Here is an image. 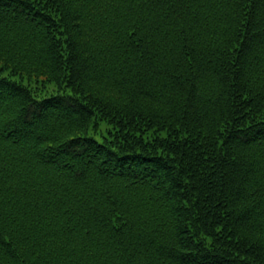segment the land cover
<instances>
[{
	"label": "trees",
	"instance_id": "obj_1",
	"mask_svg": "<svg viewBox=\"0 0 264 264\" xmlns=\"http://www.w3.org/2000/svg\"><path fill=\"white\" fill-rule=\"evenodd\" d=\"M0 264H264V0H0Z\"/></svg>",
	"mask_w": 264,
	"mask_h": 264
},
{
	"label": "rangeland",
	"instance_id": "obj_2",
	"mask_svg": "<svg viewBox=\"0 0 264 264\" xmlns=\"http://www.w3.org/2000/svg\"><path fill=\"white\" fill-rule=\"evenodd\" d=\"M30 85H31L32 87H35V86H36L35 83H32V84L30 83ZM47 85H49V86L47 87V89H46L48 92H52V91L54 92V91H55V87H54L53 85H50V84H47Z\"/></svg>",
	"mask_w": 264,
	"mask_h": 264
}]
</instances>
